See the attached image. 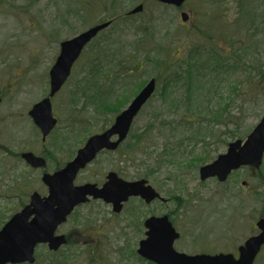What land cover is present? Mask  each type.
Wrapping results in <instances>:
<instances>
[{"label": "rangeland", "instance_id": "rangeland-1", "mask_svg": "<svg viewBox=\"0 0 264 264\" xmlns=\"http://www.w3.org/2000/svg\"><path fill=\"white\" fill-rule=\"evenodd\" d=\"M4 1L8 6L0 7V57L6 50H11L8 52L11 55H7V60L3 61L7 64L0 67V90H4L0 106V227L20 209L23 202L29 200L31 192L37 190L42 194L47 193L41 180L43 169L28 166L19 153L28 149L38 153L44 147L53 151L56 146L60 147L57 140L62 139L64 133L71 136L68 151L74 152L84 136L97 131L105 120L101 103L117 93L111 88L113 80L118 79L122 83L124 92V86L136 88L134 84L140 85L148 77H156L158 69H162L155 95L144 106L133 125V135L140 132L148 135L147 128H150L147 153L151 151L150 145L163 148L166 144L176 143L175 137H183V134L186 137L184 140L191 138L196 143L199 140L194 139L195 135L205 136L209 128L231 130L240 134V138H245L264 115V18H252L246 14L244 5L248 4L247 0H187L181 8L155 0H134V3L127 5L126 11L140 2L145 3L144 11L129 19L119 20L102 31L73 67L67 86L53 98L54 113L60 118V123L58 130L43 145L38 130L29 120L27 110L49 89L44 81L59 54L60 43L110 14L114 10L115 0H39V4L37 0H28V3L23 0ZM30 1L34 5L37 3L33 10ZM91 1L95 6L93 11H89L92 13L88 14L86 9L87 6L90 8ZM106 1L109 3L107 8L104 3L98 7L100 2ZM22 3L28 4L27 13L32 19L19 13L18 7L23 6ZM263 6L258 10L259 14L263 13ZM182 11L190 14L188 22L181 20ZM50 13L57 16L53 17ZM58 19L60 23L54 32V21ZM123 44L126 49L116 57L117 50ZM214 47L222 52L221 56H229L226 61H220L221 67L217 70L208 68V62L205 61ZM198 49L205 63L201 71L204 81L202 88L193 92V98L198 97L199 101H203L201 108H205L199 118L194 114L201 108L197 111L188 110L184 88H177L174 93L175 97L181 99L178 105L171 104L169 100L164 101L160 94L161 81L172 70H180V65L184 68L186 64L183 61L189 53ZM243 49L248 50V55L241 52ZM157 53L159 63L155 65L151 57ZM128 54H133L137 71L118 75L119 68L126 70L129 66L125 60ZM98 56L103 72L111 75L105 82L104 95L88 107L89 114L85 115L82 112L83 97L77 103L74 99L80 91H88L82 82L89 79L87 76L96 66L95 59ZM142 58L146 62L141 61ZM163 60L166 64L160 66ZM120 61L122 64L119 66ZM139 63H142V68L141 65L137 66ZM22 68L27 71L23 74L25 81L19 85L22 76H14ZM101 78L96 82H100ZM94 93L92 90L89 95ZM98 108L99 111H96ZM220 111L233 113L238 123L235 126L231 122L228 126L210 125L213 124V114ZM192 115L200 122L185 127L184 121ZM155 116L156 120L153 119ZM232 135H227L228 141ZM185 143L189 144V149L192 148L191 141ZM219 148L221 152L225 150L223 145ZM58 153L61 162L67 158L62 149ZM182 155L178 160L180 166L166 164L160 169L159 165L155 166L152 162L149 165L154 170L150 178L154 186L163 191L166 197L175 194L178 204L175 200L166 205L157 201L148 208L144 207L141 214L146 217L149 211L161 214V211L169 209L175 219L174 225L180 232V238L175 242L176 249L180 251L191 254L236 253L238 246L255 233V221L264 215V177H253L248 170L236 172L227 183L233 196L227 204L221 197V194H225L226 185L213 179L201 182L197 167L183 163L193 153ZM143 156L137 154L135 157L144 159ZM142 163L141 160L130 163L127 171L133 175V172H143L145 168L140 166ZM111 164L109 161L95 163L82 172L76 183L99 181V174ZM51 168L49 162L47 169ZM261 169L264 173V161ZM242 180H247V187H242ZM257 188L260 189L258 192ZM136 204L134 201L126 207ZM128 217L125 208L121 214L114 215L111 205L91 199L78 206L69 220L60 226L58 232L68 235L73 243L62 248V252L74 258V264H153L136 254L139 240L145 237V228L143 225H129ZM47 255V245H39L36 249L37 259L48 258ZM263 263L264 248L254 264Z\"/></svg>", "mask_w": 264, "mask_h": 264}, {"label": "water", "instance_id": "water-1", "mask_svg": "<svg viewBox=\"0 0 264 264\" xmlns=\"http://www.w3.org/2000/svg\"><path fill=\"white\" fill-rule=\"evenodd\" d=\"M165 4L182 6L186 0H158ZM143 4L130 11L142 12ZM183 21L189 19L186 12L181 14ZM110 21L98 23L82 33L65 40L61 44L60 55L50 71L51 92L48 98L36 104L30 111L34 122L41 129L44 139L57 124L52 112L50 97L54 96L71 74L73 64L79 58L84 47L97 34L110 25ZM156 79L152 78L134 98L131 104L117 115L114 124L100 134L91 136L85 146L78 150L75 158L54 174L45 173L43 181L48 186V194L42 196L35 191L30 203L15 213L0 230V264H33L35 250L40 244L57 251L66 244L65 235H56L57 228L64 223L74 208L89 201V196L103 199L113 204L115 213L121 212L123 203L131 196H141L147 202L159 197V193L146 185L145 180L126 181L115 172L108 174V180L102 187L94 183L76 186L74 180L81 169L91 162L102 149H115L128 135L134 118L143 105L154 94ZM1 102V97H0ZM118 136L116 141L111 138ZM22 157L34 168L44 167L45 158L28 151ZM264 157V116L246 140L232 142L227 153L221 154L211 164L201 168L202 178L218 176L221 181L227 179L232 170L243 165L259 168ZM147 238L140 241L138 253L157 264H254L264 245V218L257 221L260 233L250 237L238 249L239 255L196 254L178 252L174 242L179 237L168 217H151L146 220Z\"/></svg>", "mask_w": 264, "mask_h": 264}, {"label": "flooded vegetation", "instance_id": "flooded-vegetation-1", "mask_svg": "<svg viewBox=\"0 0 264 264\" xmlns=\"http://www.w3.org/2000/svg\"><path fill=\"white\" fill-rule=\"evenodd\" d=\"M23 1H25V2L28 3V0H23ZM37 1H38V4H39L40 3L39 0H37ZM23 4L24 3H22L21 5H23ZM29 4L31 5V10H33V9H35L37 7L36 6L37 3L34 5V2L31 3V1H30ZM4 5L6 7L8 6L6 4V1L0 0V7H3ZM27 5L28 4H25V5H23L21 7H18V8L20 9L19 13H21L22 16L25 15V16H28L29 17V13H27L29 11ZM12 6L14 7V5H12ZM50 15L53 16L51 13H50ZM56 16L57 15H54L53 17H56ZM29 18L32 19L31 16ZM63 22H64V24L67 23L66 18H64V21ZM54 23H55V25L53 26V31L56 32L57 31V25L60 23L59 22V19L58 20H55ZM32 26L35 27L34 22H32ZM10 51L11 50H6L3 53L4 55L2 57H0V67L2 66V64H7L6 62H3V61L7 60V58H6L7 55H11V53H8ZM54 63L52 64L51 68L53 67ZM51 68L48 71V75H47L48 78L46 77L47 79H45V81H44L45 82L44 85L45 86H47V85L49 86V89H48L47 93L44 96H42L39 100L33 102L29 106V108L27 110V114L29 116V120L34 124L35 128L38 130L37 132L41 136V143L43 145H45L47 143L48 138H50L58 130V125L60 123V118L58 116H56L55 113H54L55 112L54 111L55 110V106H54L53 98L55 97L56 94H58L61 90H63V88H65V86H67L66 85L67 84V81H66L62 85V87L60 88V90L54 96L50 97L51 106H52V112H53L54 116L58 119V122H57V125L51 130V132L44 139L43 133H42L41 129L34 123L32 117L30 115V111L33 109V107L36 104L40 103L45 98H48L50 96V92H51L50 70H51ZM26 71H27L26 68H22V70L19 72V74H17V75L14 76L16 78L17 77H20L21 78V76H22V81L20 82L19 85H22L23 82L25 81V77H24L23 74ZM105 82H106V80L99 82V86H98V89L99 90L98 91H99L100 95L103 94L104 91H105V89H106L104 87L106 85ZM111 83H114L115 84L111 88L114 91L117 92L113 96H115V97L117 96L120 99L121 98L124 99V97L125 98L126 97L127 98L128 97H132V99L134 98L135 92L133 90L135 88H131V85L124 86L123 87V91L125 92V94H124V92H122V83H120L119 81H116V80H113ZM144 85L145 84H143V86ZM12 86H13V84H12ZM109 92H110V89H109ZM3 94H4V90L1 89L0 90L1 103L3 102ZM129 94H131V96ZM131 100L129 101V103L131 102ZM0 106H1V104H0ZM116 115L117 114H115V117H116ZM111 124H109L106 128H108ZM70 128H71V126H70ZM105 129H100L99 131H94V132H91V133L86 134V136H84V138L78 143L79 144L78 147L79 148L82 147L86 143L87 139L91 135L96 134V133H99V132H102ZM71 131H72V129H71ZM231 133H232V131L231 130H227V129L223 130V129H217V128H209L208 129V132L205 134V136H201V135L195 136L194 139L195 140L198 139L199 141H196V143L194 144V148L189 149V152L193 153V155L192 156H187V157H191V158H189V159H187V160H185L183 162V163H187V166H189V167H192V166H196L197 167L198 172H199V178H200L201 182L205 183L206 181L213 179V180L217 181L221 185H224L225 184L226 185V189H225V191H223V192H225V194H221V197L227 201V204L232 200L231 198L233 197L232 195H230L232 193V190L230 189V187L227 186V183H228V181L230 179L234 178L232 176H235V173L236 172H238L240 170H246V171L248 170L249 175H252L253 177H256V178L258 177L259 179H261V176L264 177L263 170L261 169L262 166L260 168H256V167L251 166V165H243V166H241V167H239L237 169L232 170L231 173L229 174V176L227 177V179L224 180V181H221L218 178V176H216V175L215 176H209V177H207L205 179L202 178L201 168L204 165L213 162L220 154L226 153L228 151L229 146H230L231 141H232L231 139H233V137L231 136L230 137L231 138L230 141H228L229 139H227V135L228 134L230 135ZM130 138H131V140L128 141V139H130ZM117 139H118V137L117 136H114V137H112L111 140L116 141ZM133 139H134L133 132L132 133L129 132V135L127 136V138L118 146V148L116 150L104 149V150L100 151V153L98 154V156L96 157V159L93 160L89 165H87L84 169H82L77 174V176L75 178V181H74V184L76 186H80V185H84L86 183H94V184H97L98 186H101V185H104V183L107 181L108 174L110 172H115L119 177H121V178H123L124 180H127V181H136V180H143L144 179L146 181V185H150L153 188H155V190L159 193V197L155 198L154 200H152L150 202H147L146 200H144V199H142L140 197H129V199L124 203L123 209H122L121 212H123V210L125 208L126 213H129V217H128V220H129L128 223H129V225H133V226H138V225L141 226V225H143L144 228H145V235H146V233H147L148 230L145 227V222H146L147 219H149V218H151L153 216H155V217H164L165 216V217H168V220L171 221L173 225L175 224V219L172 217V213L170 212L169 209L164 210V211H161V214L160 213H155V212H150L149 211L147 213L148 215L145 217L144 214H141L144 211L143 208L144 207H147L148 208L152 204L156 203L157 201H159L161 204H165L166 205V204L172 202L173 200H175L176 203L178 204V200H177L175 194H170L168 197H166L164 195L163 191H161L159 188H157L156 186H154V184L152 183V181L150 179L151 176L153 175V171H154L152 169V167L149 166L150 163L152 162L150 159H148V161H146V163H144L145 156H143L144 159H141L142 157H135V158H128V159L124 157L122 151H123L124 148H126V146L129 144V142L132 141ZM70 140H71V136L69 137L67 135V133L66 134L64 133L63 138L62 139L59 138L57 140L59 142V144H60V147H57L56 146V148L53 149V151H51L50 149H47L46 147H44L42 149V151H37L38 153H36L33 150H29L28 149L26 151H22L21 153H19V156L21 157V159L28 166H30V165L22 157V154L24 152L31 151V152L35 153L37 156H41V157L45 158L46 165L44 167H40V168H34V167H32L34 169H43L42 177H41V180L43 182V175L45 173L54 174L55 172H57L60 169L64 168L70 161L73 160V158H74L73 157V152L70 153L68 151V148H70V144H69L70 143ZM54 145H56V144H54ZM222 145H223V148L225 150L221 152V151H219V149H220L219 147L222 146ZM1 146L2 145L0 144V147ZM61 149H62V152L65 155L67 154V158L66 159L64 158V161H62V162H61L60 156H59L60 153H58V152L61 151ZM55 153H58V154H55ZM188 153H184V154H188ZM137 154H141V153H137ZM136 160H141L143 162L140 166L141 167L143 166L145 168V170L143 172H141V173L140 172H133L134 173V175H133V174L129 173L127 170L129 169L128 168L129 167V164L130 163L131 164L134 163ZM178 160H179V158H178ZM178 160H174L173 162L165 161V163H163V164H157V165L160 166V169L163 167V165H166V164H175L177 166H180V162ZM105 161H109V163H112V164L109 167H107V169H103L104 172L102 171V173L99 174L100 175V180L99 181H85V182H81V183H76L77 182L76 180L79 177H81V174H82V172H84V170L86 171L87 169H89L90 166L94 165L95 163L96 164L99 163V162L105 163ZM49 162L52 165V168L50 170L47 169ZM125 165H127V166H125ZM157 165H155V166H157ZM137 170H140V168H138ZM128 177L136 178V179H127ZM176 177L179 178L178 176H176ZM172 179H174V177ZM241 184H242V187L245 188V186L248 184V182H247V180H242ZM45 186H46L47 191H48V186L46 184H45ZM259 190L260 189L257 188L256 191L258 192ZM101 201H103V200H101ZM134 201H135V203H138V204H136L134 207H128V208L126 207L129 203L134 202ZM112 213L114 215L121 214V213H115V212H113V210H112ZM263 216L264 215H260V217H258V219L255 221V227H254L255 233L252 234L249 237H252V236H255V235L259 234L260 230L257 228L256 223ZM174 227L176 228L175 225H174ZM176 230H177V228H176ZM177 232L179 233V237L176 239V241L180 238V232L178 230H177ZM66 236L69 239V236L68 235H66ZM69 241H71V240L69 239ZM237 254H238V252L236 253L235 256H237Z\"/></svg>", "mask_w": 264, "mask_h": 264}, {"label": "trees", "instance_id": "trees-1", "mask_svg": "<svg viewBox=\"0 0 264 264\" xmlns=\"http://www.w3.org/2000/svg\"><path fill=\"white\" fill-rule=\"evenodd\" d=\"M134 3V0H115L114 2V10L108 14L106 17L102 18V20H106V19H113L114 22H116V20L119 22V20H123V14L125 13V11L128 9L127 5ZM248 4L244 5V8H246V14H249L252 18H255V16H260V18H264V11L262 14L258 13V10H260V7L263 6L264 0L261 1H252V0H247ZM91 5L90 8L87 6L86 11L89 12L90 9L93 11V7L95 6V3L91 1ZM104 3L105 8L108 7L109 3L106 2H100L98 4V7L100 8V4ZM264 7V6H263ZM89 12L88 14L92 13ZM129 45V44H128ZM131 45V44H130ZM137 45V40H136V44ZM138 48V47H136ZM126 49L125 44L122 45L121 49L117 50L116 53V57L118 55V53L120 51H124ZM238 50V49H237ZM241 52H244L246 55H248V50L247 49H243ZM159 53H157L156 55H152L151 57V61L153 64L156 65V63H159V61L157 60V55ZM222 52L216 50V48H212L209 52V56L207 57V60H205L206 62H208L207 66L210 69L213 70H217V68L221 67V63L220 61H223V59L226 61V59L229 58L228 55H224L221 56ZM241 57V55H240ZM238 57V58H240ZM203 58H201L200 56V49L196 50V51H192L191 53H189V56L187 57V59L185 61H183V63H185V67L183 68L182 65H180V70L176 69V70H172L170 75H168V77H165V79H163V81H161V91L160 94H162V99L164 101L169 100L171 102V104L173 105H178L177 102H181V99L179 97H175L174 93L176 91L177 88H184L185 89V96H186V101L188 104V110L190 111H197V109H200L203 106V101H199V98H193L194 97V91L196 90L198 92V90H200L202 88L203 82L202 81V75L203 73L202 71V66L205 65V63L202 60ZM126 62H129V66L126 67L125 69L119 68V74L118 75H123V74H128L130 72H132L133 70H137V68L134 65V58H133V54H128V56L125 58ZM241 60V58H240ZM96 66L89 72V76H87V81L82 82L85 84L84 88L88 89V91H80L79 96L75 97L74 102L77 103L79 100H81L83 97V99L85 101H83V109L82 112L85 113V115L89 114L88 111V107H91L92 105L95 104L96 99H100V97L104 94L99 93V82H96L97 79H99L100 77H104L105 79L108 80V78H110L109 74H106L103 72L102 67H101V59L98 56L96 59ZM141 61L146 62L144 60V58L141 59ZM150 62V61H149ZM151 63V64H152ZM178 63V62H177ZM122 64V62L120 61L119 66ZM163 64H166V61L163 60L159 65L163 66ZM158 66V65H157ZM238 66V65H237ZM235 67V66H234ZM206 68V67H204ZM162 69H158V73L156 75V77L158 78V80L160 81V71ZM168 71V69H167ZM204 71H207L206 69ZM162 80V79H161ZM101 81V80H100ZM116 81H119L118 79ZM112 85H115L114 83H112ZM100 88V87H99ZM140 87L136 86V88L133 90L135 93L137 91V89H139ZM94 90L95 93L89 95V93ZM128 96V95H127ZM127 98V97H126ZM124 97L123 98H119V97H112V96H108L107 100H104L103 103H101V107H103V113H104V118L105 120L102 121L101 126L99 129H105L112 121H113V116L118 113L121 108L123 106L126 105V103L128 102V100L130 99V97H128L126 99ZM100 104V103H99ZM178 108V107H176ZM180 109V108H179ZM96 111H99V108L96 109ZM205 112V108H201L199 111H197L194 115H196L198 118L199 116H202L203 113ZM109 114V116L107 117V115ZM212 114V113H211ZM192 115L191 117H189L187 119V121H184V126H194L195 123L200 122L199 119H195ZM154 120L157 119V117L155 116L153 118ZM213 124L210 125H214V124H218L222 125V126H228L230 125L229 123L231 122V125L235 126V124H237L238 122L236 121L237 118L235 117V115L232 113H227L226 111H220V112H216L215 114H213ZM155 124V123H154ZM153 127V126H152ZM151 127V128H152ZM150 128H147V131ZM238 133V132H237ZM233 134V138L238 136L240 134H236V133H231ZM150 135H146V132H140V133H136L134 135V139L132 141L129 142V144L126 146V148L123 149L122 153L124 155L125 158H132V156L134 154L137 153H141L145 156V160L144 163H146V161H148V159H150L154 165L157 164H162L165 163V161H170L173 162L174 160H178V158L180 156H183L182 154L184 153H188L189 152V147H188V143H185L186 137L185 134H183V137L181 136H176L175 140L176 143H169L163 146V148L161 150H159L160 148L155 147V145H150V149L151 151L149 153H147V141L149 139ZM196 136V135H195ZM194 137V136H193ZM174 140V141H175ZM188 141H192L191 138H189ZM191 146L193 147V143H190ZM191 153V152H189ZM121 167V166H120ZM24 203H22L23 206ZM71 241H69V245L70 246ZM63 249L59 250L58 252H51L48 251V258H39L37 259L35 264H74L75 259L71 258L68 254H66V252H62ZM70 257V258H69Z\"/></svg>", "mask_w": 264, "mask_h": 264}]
</instances>
